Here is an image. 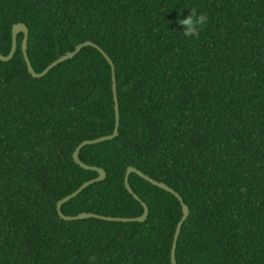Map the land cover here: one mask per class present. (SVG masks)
<instances>
[{"label": "trees", "instance_id": "obj_1", "mask_svg": "<svg viewBox=\"0 0 264 264\" xmlns=\"http://www.w3.org/2000/svg\"><path fill=\"white\" fill-rule=\"evenodd\" d=\"M192 8L199 38L175 23ZM18 23L37 73L88 41L115 65L119 135L80 152L106 179L64 215L142 216L134 167L189 207L177 264H264V0H0L4 56ZM23 37L0 61V264H171L181 204L135 173L145 222L59 217L99 176L73 154L114 131L112 69L85 47L33 78Z\"/></svg>", "mask_w": 264, "mask_h": 264}, {"label": "water", "instance_id": "obj_2", "mask_svg": "<svg viewBox=\"0 0 264 264\" xmlns=\"http://www.w3.org/2000/svg\"><path fill=\"white\" fill-rule=\"evenodd\" d=\"M19 34H23V41H22V54L25 60V63L27 65V69L28 72L31 74V76L33 78H41L44 77L46 74L49 73L50 70H52L54 67H56L57 65L70 60L72 58H74L83 48L85 47H93L96 50H98L103 57L106 59V61L109 63V65L111 66L112 69V91H113V101H114V110H115V126H114V131L111 135H107V136H103L94 140H86L84 142H82L75 150L74 154H73V159L75 161V163H77L78 165H80L81 167L85 168V169H89V170H94L98 173V177L94 180L88 181L86 183H84L82 186H80L75 192H73L72 194L68 195L67 197H64L63 199H61L56 206L57 212L59 217L64 220V221H77V220H84V219H99V220H103V221H110V222H122V223H143L147 220L148 218V214H149V209L148 206L146 205V203L142 202L140 200V198L138 197V195L136 193H134L132 187L129 184V177L131 174L135 173L138 176H140L141 178L145 179L146 181L150 182L151 184L157 186L160 189H163L164 191L172 194L173 196H175L178 201L181 204L182 207V212H183V217L180 220V222L178 223L177 227H176V231L174 234V239H173V243H172V249H171V255H170V259H171V264H177V260H176V249H177V242L182 230V227L185 223V221L188 219L189 214H190V210L189 207L184 203L182 197L180 196V194H178L174 189L170 188L168 185H166L165 183H161L158 182L150 177H148L147 175H145L144 173H142L141 171H139L138 169L134 168V167H129L127 169L126 172V176H125V187L127 189V191L137 200L140 201L143 209H144V213L142 216L137 217V218H115V217H106V216H101V215H96V214H92V213H81L77 216H66L63 214L62 212V207L64 204H66L67 202H69L70 200H72L73 198L77 197L78 195H80L86 188H88L89 186H91L94 183H98L101 182L103 180L106 179V172L104 169L102 168H98V167H90L86 164H84L81 160H80V152L81 150L85 147V146H89V145H96V144H100L103 143L105 141H110L115 139L118 135H119V127H120V106H119V100H118V93H117V82H116V75H115V65L112 61V59L108 56V54L97 44L93 43V42H85L82 43L80 45H78L75 50L73 52H68L65 55H61L56 61H54L52 64H50L43 72L41 73H37L31 62L30 59L28 57V38H29V29L28 27L24 24V23H18L15 24L12 28V46H11V50L10 53L7 56H4L1 52H0V61L2 62H8L10 61L16 51H17V38Z\"/></svg>", "mask_w": 264, "mask_h": 264}, {"label": "clouds", "instance_id": "obj_3", "mask_svg": "<svg viewBox=\"0 0 264 264\" xmlns=\"http://www.w3.org/2000/svg\"><path fill=\"white\" fill-rule=\"evenodd\" d=\"M183 10L177 12V18L175 21V23L179 25L180 28L179 32L186 38L187 37L199 38L200 32L203 30V28L206 26L208 22L207 15L198 13L196 9L192 8L189 9L190 10L189 15L181 18Z\"/></svg>", "mask_w": 264, "mask_h": 264}]
</instances>
